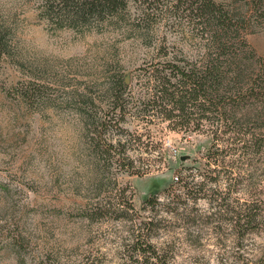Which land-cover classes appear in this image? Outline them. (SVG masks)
I'll return each mask as SVG.
<instances>
[{
	"label": "rangeland",
	"instance_id": "374dc122",
	"mask_svg": "<svg viewBox=\"0 0 264 264\" xmlns=\"http://www.w3.org/2000/svg\"><path fill=\"white\" fill-rule=\"evenodd\" d=\"M217 1L237 7L248 0ZM45 5L0 0L7 47L0 57V264L44 257L76 264L88 253L105 264H146L132 244L133 222L140 219L151 220L143 232L168 264H264V229L237 235L206 199L166 190L171 183L180 186L176 168L183 174L198 170L210 145V135L191 131V125L186 132L165 122L151 125L152 135L162 139L160 151L127 152L136 164L158 165L142 175L115 174L117 186L133 192L127 218L85 217L116 187L92 148L91 115L103 118L111 77L120 69L131 76L147 48L139 30L95 20L59 25L46 17ZM155 32L160 38L167 32L170 45L187 53L198 50V34L187 28L170 23ZM244 37L264 56V12L248 13ZM135 123L131 131L144 130Z\"/></svg>",
	"mask_w": 264,
	"mask_h": 264
},
{
	"label": "trees",
	"instance_id": "16d2710c",
	"mask_svg": "<svg viewBox=\"0 0 264 264\" xmlns=\"http://www.w3.org/2000/svg\"><path fill=\"white\" fill-rule=\"evenodd\" d=\"M45 1L50 21L71 27L91 20L106 21L139 30L147 48L131 76L120 69L111 77L103 118L91 115L92 148L103 157L101 171L116 187L94 201L84 211L85 217L129 216L133 192L126 195L124 188L117 186L115 174L142 175L158 166L140 158L136 164L127 152L132 148L159 152L162 139L152 135L150 126L165 122L176 132H186L191 125V131L211 137L198 160V170L183 174L181 167L176 168L174 182L180 186L171 183L166 190L206 199L237 235L264 229V56L250 48L244 37L248 13L264 12V0H248L237 7L217 0ZM170 23L198 34L196 54L170 45L167 32L158 37L155 31ZM6 48L0 29V57ZM134 121L135 126L144 125V130L131 131ZM150 223L142 219L133 222L135 253L146 264H168L150 241L151 235L143 232ZM32 264L58 263L44 257ZM76 264L105 263L88 253Z\"/></svg>",
	"mask_w": 264,
	"mask_h": 264
},
{
	"label": "water",
	"instance_id": "95a60500",
	"mask_svg": "<svg viewBox=\"0 0 264 264\" xmlns=\"http://www.w3.org/2000/svg\"><path fill=\"white\" fill-rule=\"evenodd\" d=\"M126 81H128V76H126Z\"/></svg>",
	"mask_w": 264,
	"mask_h": 264
}]
</instances>
